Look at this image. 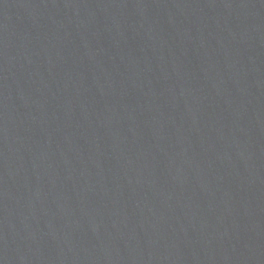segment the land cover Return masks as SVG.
Segmentation results:
<instances>
[{
    "label": "water",
    "instance_id": "water-1",
    "mask_svg": "<svg viewBox=\"0 0 264 264\" xmlns=\"http://www.w3.org/2000/svg\"><path fill=\"white\" fill-rule=\"evenodd\" d=\"M0 264H264V0H0Z\"/></svg>",
    "mask_w": 264,
    "mask_h": 264
}]
</instances>
